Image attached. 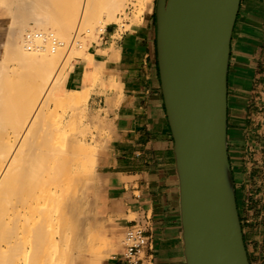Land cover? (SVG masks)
<instances>
[{
    "label": "crops",
    "instance_id": "1",
    "mask_svg": "<svg viewBox=\"0 0 264 264\" xmlns=\"http://www.w3.org/2000/svg\"><path fill=\"white\" fill-rule=\"evenodd\" d=\"M9 8H0L2 43L9 36ZM140 19L107 24L87 49L93 67L101 69L91 103L101 109L109 138L83 184L81 218L84 232L92 227L96 243L107 242V250L99 253L95 244L75 253L73 264H125L119 238L136 224L150 235L154 264H187L154 5ZM88 63L80 56L70 62L64 90L84 87ZM227 84L228 154L244 239L250 263L264 264V0L240 1Z\"/></svg>",
    "mask_w": 264,
    "mask_h": 264
},
{
    "label": "bare ground",
    "instance_id": "2",
    "mask_svg": "<svg viewBox=\"0 0 264 264\" xmlns=\"http://www.w3.org/2000/svg\"><path fill=\"white\" fill-rule=\"evenodd\" d=\"M124 1H67L70 3L69 9L57 18V8L64 0H14L13 5L7 0H0V8L11 6L8 13L13 19L21 16L20 21L17 19V28H22V34L32 21L37 28L43 26L45 29V32L26 31L18 45L17 38L11 35L7 39V49L2 53L3 61L0 62V75L3 76L0 78V110L7 106L8 99L12 106L28 109L26 114L17 113L11 118L0 114V264H58L57 251L62 241H66L67 245L64 246L71 247L73 245L69 243L75 242L77 246L76 242H80L81 245L72 248L79 252L94 250L95 244L99 243L88 237V233L86 237L83 221L74 222V219L77 212L82 211L79 203L88 167L94 169L95 151L92 146L96 145L88 144L89 130L85 122L88 115L85 111L92 89L100 80L101 69L93 67L90 54L86 58L89 63L84 87L64 90L62 78L66 66L57 70L55 66L60 51L66 50L68 45L62 47L54 44L49 36L57 33L67 39L71 35L69 30L75 28L76 31L73 26L77 24V35L89 31L91 37L96 36L107 24L117 19L116 12L126 6ZM80 10L83 14L78 19ZM33 33L38 34V38L32 39ZM73 39L75 43L77 39ZM46 44L47 49L43 47ZM40 50L43 53L37 52ZM11 54L20 68H29L28 75L19 78V81L2 74L8 70L4 64L12 59ZM4 84H8V90L13 92L10 97L4 93L7 87L4 88ZM34 89L37 91L31 93ZM57 89L61 96L54 92ZM5 102L6 106L3 105ZM74 104L81 110L75 109ZM43 110H46V114ZM42 112L43 117L46 116L44 123L37 120ZM46 118H56L58 123L54 124L53 120L45 122ZM31 124L35 126L32 128ZM58 219L63 227H56ZM71 221L74 225H71ZM87 222L89 224V220ZM68 229L75 235L72 239L79 234L76 241L71 240ZM86 232H89L88 229ZM62 249L60 264H72L73 250L70 247Z\"/></svg>",
    "mask_w": 264,
    "mask_h": 264
},
{
    "label": "water",
    "instance_id": "3",
    "mask_svg": "<svg viewBox=\"0 0 264 264\" xmlns=\"http://www.w3.org/2000/svg\"><path fill=\"white\" fill-rule=\"evenodd\" d=\"M240 1H156L157 60L187 264H251L227 136V76Z\"/></svg>",
    "mask_w": 264,
    "mask_h": 264
},
{
    "label": "rangeland",
    "instance_id": "4",
    "mask_svg": "<svg viewBox=\"0 0 264 264\" xmlns=\"http://www.w3.org/2000/svg\"><path fill=\"white\" fill-rule=\"evenodd\" d=\"M8 1V3L10 4V5H13V3H14V0L12 1V0H7ZM67 1H69L70 3H71V0H64V2L61 4V6H58V8H57V11H58V16H57V18L59 17H62L64 14H66L65 12H66V10L67 9H69L68 7H69V4L70 3H68ZM156 1L157 0H125L124 1V5H126L124 8H122L123 10H120V11H118V12H116V16H117V19H115V20H113L111 23H117V25H119V26H122V25H124L125 24V22L127 21V20H131L132 22H137V21H139V19H140V17L142 16V14H144V13H146V12H149V11H153V5H154V12H155V10H156ZM11 2V3H10ZM68 4V5H67ZM123 5V6H124ZM62 6H63V9H62ZM66 6V7H65ZM5 7H9V6H4V8ZM11 7V6H10ZM121 11H123V12H121ZM82 11L80 10L79 11V13H78V15H79V17H78V19H80L81 17H82V14H83V12L81 13ZM120 12H121V14H120ZM86 13H84V15H85ZM20 17L21 16H16V18H11L12 20H11V23H10V25H9V36H8V38L12 35L13 37L12 38H17V40H16V42H17V45L18 44H20L21 42H22V37H23V35H24V33L26 32V31H28V30H36V31H42V32H45V29H44V27L42 26L41 28H37L36 27V25H35V23H34V21H32V22H30V24L28 25V26H26V29L23 31V34L21 33V31H22V28H20L19 27V29L17 28L18 26L17 25H19V21H20ZM118 17H119V19H118ZM19 18V21L17 20ZM93 20V19H92ZM96 20V19H95ZM18 21V22H17ZM93 22H94V20H93ZM93 22H91V24L93 25ZM18 23V24H17ZM16 24V25H15ZM96 24H97V21L95 22V25L94 26H96ZM28 27V28H27ZM74 27H76V31H75V28ZM77 27H78V24L77 25H75V26H73V30H72V28H71V30H69L70 32H69V34H71L70 36L72 37H70V36H67L68 38L66 39V37H60L59 35H57V33H56V35L58 36V37H60L61 39H62V41H63V39H64V41H65V45L64 46H67V48H66V50L64 49V50H62V51H60V55H59V57H58V59H57V65L55 66V70H57L58 68H61V67H64V66H66V69H65V72H66V70H67V68H68V66H69V64H70V62L75 58V57H78V56H80V57H85V58H88V56L90 55V54H88L87 53V49H88V47H89V45H90V43L92 42V41H97L98 39H99V36H100V34H101V31L100 32H98V33H96V36L95 35H93V37H91V35L89 34L90 32L89 31H83V32H80L78 35H77V32L79 31L78 29H77ZM91 27V26H90ZM37 28V29H36ZM20 31H18V30ZM70 29V28H69ZM16 30V31H15ZM75 31V32H74ZM16 34H15V33ZM55 32H57L56 30H55ZM85 32V33H84ZM88 32V33H87ZM20 33H21V35H20ZM19 36H18V35ZM74 34V35H73ZM76 34V35H75ZM78 36H81V37H83L82 39H81V37L80 38H76V37H78ZM96 38H95V37ZM69 37H70V39H69ZM73 38H75V39H77V40H75V43L73 42L74 41V39ZM78 39H80L81 41H83V42H80ZM85 42V43H84ZM7 40H6V42L5 43H2V41L0 42V62H2L3 61V56H2V53L4 52V50H6L7 49ZM82 43V44H81ZM84 43V44H83ZM67 44V45H66ZM81 44V45H80ZM47 46H45V45H43V47L44 48H48V44H46ZM80 45V46H79ZM85 45V46H84ZM83 46H84V48H83ZM37 52H39V53H43V51L42 50H40V51H37ZM81 52V53H80ZM39 53H37V54H39ZM63 55V56H62ZM10 57H12V59L10 58V59H8L7 61H5L6 63L4 64L5 66H7L8 67V70L7 71H5L4 73H2L4 76L6 75H8V77H10V79H15V80H17V81H19L20 79L19 78H25V76H27L28 75V70H29V68H27L28 66H25V67H23V68H20V66H18V63H17V61H16V59L14 58V55L12 56V54L10 55ZM13 58L15 59V60H13ZM59 61V62H58ZM63 64V65H62ZM60 65V66H59ZM7 69V68H6ZM1 74V73H0ZM0 78H3V76L2 75H0ZM4 80V79H3ZM62 80H64V76H63V78H62ZM98 83V82H97ZM6 84V83H5ZM3 85L4 86V88H5V91H4V93L6 94H8V96L10 97L12 94H11V92H12V90L11 89H9L8 90V84L7 85ZM8 91V92H7ZM37 91V89H34L31 93H34V92H36ZM55 93H56V95H58V96H61V92L57 89V90H55L54 91ZM13 93V92H12ZM29 93V92H28ZM1 94V93H0ZM3 94V93H2ZM6 94V95H7ZM7 100V99H6ZM4 102V101H3ZM6 102L8 103L7 104V106H6ZM5 103H3V105L5 104V108H2L0 111V114L1 115H4V116H6L7 118H11V117H14L17 113H24V114H26L27 112H28V109L27 108H25V107H21V106H12L11 105V103H10V101H9V99L6 101ZM76 104H74V106H75ZM94 105H95V103H91V98H89V100H88V102H87V105H86V114L88 115L87 116V119H85V122H86V124H88V130H89V137H88V144H89V146H91L92 144L93 145H96V147H93L92 146V148L94 149V151H95V159H96V157H97V154L106 146V142H107V140H108V138H109V136H107L108 135V126L109 125H107V123H106V121H105V118H103L102 117V114H101V109L99 108V106H96V108L94 107ZM98 105V104H97ZM73 107V106H72ZM71 107V108H72ZM76 107V106H75ZM73 107L72 109L73 110H75V109H79V107ZM75 108V109H74ZM81 109H79V111H80ZM45 111V114H46V110H43V112ZM77 111V110H76ZM75 111V112H76ZM43 112L41 113V115L43 114ZM77 113V112H76ZM40 115V116H41ZM39 116V118L40 119H37L38 121L40 120L41 121V123L43 122L44 123V121H43V119L46 117H43L44 115H42L41 117ZM48 120H53L52 122L54 123V124H56V123H58V120L56 119V118H54V119H47L46 118V121L45 122H47ZM56 120V121H55ZM87 120V121H86ZM48 122H50V121H48ZM56 122V123H55ZM59 123H60V121H59ZM34 124H36V122L34 123ZM33 124V125H34ZM37 124H38V122H37ZM36 124V125H37ZM32 125V124H31ZM32 125V128L35 126H33ZM36 130V129H35ZM93 172H94V169H92L91 167H88V170H87V174H88V176L86 177V180H88L89 178H91L92 177V174H93ZM89 175H91V176H89ZM85 180V181H86ZM79 204H81V210H83V203H82V199H81V201H80V203ZM81 212L82 211H79V212H77V214H76V217H75V219L74 220H76V221H74V222H77V221H83V220H81L82 218H81ZM79 218V219H78ZM73 221H71L72 223H71V225L73 224L74 225V222ZM62 225V226H61ZM63 227V223H61V220L60 219H58V221H57V223H56V227L57 228H59V227ZM72 227V226H71ZM71 227H70V229H71ZM70 229H68L67 231L69 232V236H70V234L72 235V236H70L71 237V240H74L75 239V241H76V239H77V237L79 236V234L76 236V238H74V239H72L73 238V236L75 237V235H73L72 233H70ZM73 229V228H72ZM86 229H88V231L89 232H85V235L88 233L89 235H88V237H91V238H93L92 240H94V241H96V239H95V237H96V235H95V231L93 230V229H90L89 227L88 228H86ZM90 229V230H89ZM72 231V230H71ZM84 231V230H83ZM91 231H92V233H91ZM73 232V231H72ZM74 234H76V232H73ZM86 237H87V235H86ZM122 237H123V235L119 238V242L121 243L122 242ZM70 239V238H69ZM70 241V240H69ZM69 241L67 242V243H69ZM65 240L64 241H62L61 243H59V245H60V247H59V249H58V251H57V253L59 254V260H58V262H56V263H58V264H60V260H62V259H60V254H61V252H62V248H64V247H70V249H72V248H76V247H78V245L80 244V242L78 243V241L76 242L77 243V246H76V244H74L75 242H72V243H69V244H71V245H73V247H71V246H64V245H67V244H65ZM106 244H107V242H99L98 243V245H97V249H96V251L97 250H99L100 252H106V250H107V246H106ZM81 245V244H80ZM74 246H76V247H74ZM68 249V248H67ZM74 249H72L73 250V254H72V264H73V256H74V254L75 253H77V252H79V251H74ZM70 264V263H69Z\"/></svg>",
    "mask_w": 264,
    "mask_h": 264
},
{
    "label": "built area",
    "instance_id": "5",
    "mask_svg": "<svg viewBox=\"0 0 264 264\" xmlns=\"http://www.w3.org/2000/svg\"><path fill=\"white\" fill-rule=\"evenodd\" d=\"M36 35L33 33L31 38H38ZM49 40L62 47L65 45V41L56 34H50ZM151 243L150 235L144 226L136 224L129 227L124 232L121 242L123 249L120 254L125 264H154Z\"/></svg>",
    "mask_w": 264,
    "mask_h": 264
}]
</instances>
